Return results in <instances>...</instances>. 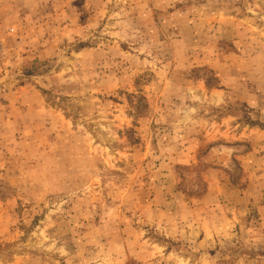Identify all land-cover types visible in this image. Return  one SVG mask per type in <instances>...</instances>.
<instances>
[{
  "label": "rangeland",
  "instance_id": "obj_1",
  "mask_svg": "<svg viewBox=\"0 0 264 264\" xmlns=\"http://www.w3.org/2000/svg\"><path fill=\"white\" fill-rule=\"evenodd\" d=\"M0 264H264V0H0Z\"/></svg>",
  "mask_w": 264,
  "mask_h": 264
}]
</instances>
